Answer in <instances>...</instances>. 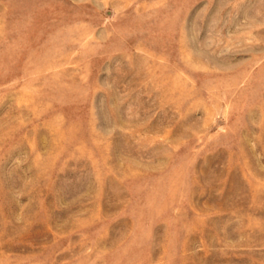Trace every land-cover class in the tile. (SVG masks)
Masks as SVG:
<instances>
[{
    "label": "rangeland",
    "instance_id": "rangeland-1",
    "mask_svg": "<svg viewBox=\"0 0 264 264\" xmlns=\"http://www.w3.org/2000/svg\"><path fill=\"white\" fill-rule=\"evenodd\" d=\"M0 264H264V0H0Z\"/></svg>",
    "mask_w": 264,
    "mask_h": 264
}]
</instances>
